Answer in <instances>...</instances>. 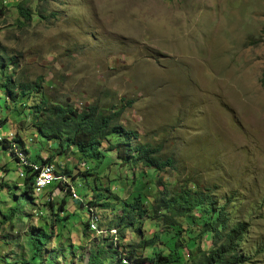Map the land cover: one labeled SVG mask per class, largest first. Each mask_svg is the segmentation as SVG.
<instances>
[{"label":"rangeland","instance_id":"rangeland-1","mask_svg":"<svg viewBox=\"0 0 264 264\" xmlns=\"http://www.w3.org/2000/svg\"><path fill=\"white\" fill-rule=\"evenodd\" d=\"M20 3L29 21L18 15ZM8 58L15 63L2 65ZM0 66V137L17 131L31 160L49 157L56 175L73 171L55 187L35 181L33 195H23L21 172L0 149V264H26L30 228L45 230L40 250L50 264H86L109 242L141 258L166 254L158 239L139 247L167 230L156 220L136 218L121 231L122 203L139 196L149 207L162 186L187 181L235 200L233 218L247 223L249 243H263L250 264H264V0H0ZM7 76L38 87L12 102L1 88ZM42 97L118 112L135 142L159 146L173 169L123 164L112 151L99 163L74 149L59 153L55 141L35 135L25 111ZM179 252L186 254L185 244Z\"/></svg>","mask_w":264,"mask_h":264},{"label":"trees","instance_id":"trees-1","mask_svg":"<svg viewBox=\"0 0 264 264\" xmlns=\"http://www.w3.org/2000/svg\"><path fill=\"white\" fill-rule=\"evenodd\" d=\"M37 1L45 2L46 0ZM15 9L23 22L29 21V11L23 6V3L17 4ZM8 62L9 64L15 63L14 59L8 58L5 64L2 61V65L5 66ZM36 87H38L37 84L14 83L10 76H7L5 82L1 84L4 96L8 100L11 99L12 102L20 99L25 100L29 92L34 91ZM37 103L29 107H25L24 104L22 106L25 107L26 113L28 112L32 116L31 127H33L35 135L45 141L44 143L55 141L59 153H64L67 149L71 151L74 149L82 158L95 160L99 163L101 160H108L107 153L112 151L115 158L123 164H139L148 170L157 172L165 168L173 169V160L170 157L162 156L159 146L135 142L136 133L125 129L117 122L118 112H106L103 107L97 104H87L76 109L71 105L49 102L44 97ZM19 114L17 112V115ZM5 121L0 119V126ZM103 141L107 143V148L104 151L101 149ZM0 149L8 154L21 172V176L19 177L18 174V177L21 178V184H23L22 194L24 195L25 190H30L32 194L31 190L34 188L38 171L32 166H19V163L21 164L20 156H24L27 163L33 166L49 164L50 158L42 159L37 156L31 160L28 157L26 142H23L17 131H14L12 136L0 137ZM60 175L73 179V171L70 169L62 170ZM60 175H56L54 171L55 182H63V177ZM54 181L48 185L55 187V184H52ZM14 187L16 186L14 185ZM213 189L204 188L197 182L187 181L173 186L170 190L166 189V186H162V190L156 193L149 207L140 202L139 196L134 197L130 204L123 201V216L119 218L117 224V226H121V231L125 227H131L136 218L145 217L150 222L156 220L167 230L163 231L159 237L155 234L152 238L142 239L139 247L150 248L153 246V239H158L167 253L162 254L161 251H154L150 257L141 258L135 255L134 250L126 251L122 247L120 250L117 243L109 242V250L102 253L98 250L89 252L86 264H100L102 259L99 256L101 254L106 255L109 263L116 259L118 264H142L143 262L146 264H250L260 253L263 243L258 240L249 243L245 236L248 228L247 223L244 220H237L236 217L233 218L238 208L235 200L226 196H217L213 193ZM60 190L69 196L71 191L74 193L71 187L69 191L68 186H65V189L60 188ZM75 201L77 200H72V202ZM47 203L49 204V201ZM64 203V200L60 201L61 211L64 210L61 207ZM260 204L261 202L257 207L260 208ZM78 205L79 207L81 205L79 201ZM93 205H95L93 202H88V206ZM101 205L107 206V204ZM252 208L256 210L253 206ZM92 215L91 212L88 223L89 230ZM3 217L5 218V216ZM57 221H59L57 218L53 220V222ZM94 224L98 229L97 222ZM51 226L53 227V224ZM84 227L86 228V224ZM33 230L30 228L27 233L26 245L29 256L26 264H43V261H45L44 264H50L52 258L47 255V258L42 259L40 250V246L47 239L45 230ZM111 231H109L110 236H114ZM137 235L142 236L140 229L137 230ZM119 238L122 239V236ZM199 241L204 245L209 242V245L200 248ZM183 244L186 246V254L179 252Z\"/></svg>","mask_w":264,"mask_h":264},{"label":"bare ground","instance_id":"bare-ground-1","mask_svg":"<svg viewBox=\"0 0 264 264\" xmlns=\"http://www.w3.org/2000/svg\"><path fill=\"white\" fill-rule=\"evenodd\" d=\"M9 135H11V134H9ZM20 159H21L20 160L21 161V166H32L35 170L38 171V175H37V178H36V187L37 188H46V186H48L49 183H51L52 181H54L56 179V177L54 176V173L52 171V170H54V168H53V166H51V164H45V165L42 164L43 166H33V165H30L29 163H27V161H26L24 156H20ZM44 167H46V168H44ZM42 177L47 179V184H41V178ZM53 178H54V180H53ZM69 190H70V188H69Z\"/></svg>","mask_w":264,"mask_h":264},{"label":"built area","instance_id":"built-area-1","mask_svg":"<svg viewBox=\"0 0 264 264\" xmlns=\"http://www.w3.org/2000/svg\"><path fill=\"white\" fill-rule=\"evenodd\" d=\"M41 184H47V179H45L44 177L41 178ZM70 188V187H68ZM73 199H76V195H73Z\"/></svg>","mask_w":264,"mask_h":264}]
</instances>
